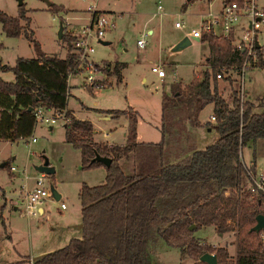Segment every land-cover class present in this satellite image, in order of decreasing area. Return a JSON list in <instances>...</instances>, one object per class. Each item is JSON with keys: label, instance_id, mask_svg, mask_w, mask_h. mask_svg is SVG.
Masks as SVG:
<instances>
[{"label": "trees", "instance_id": "obj_1", "mask_svg": "<svg viewBox=\"0 0 264 264\" xmlns=\"http://www.w3.org/2000/svg\"><path fill=\"white\" fill-rule=\"evenodd\" d=\"M18 7L16 16L0 9L1 29L7 37H18L28 27L23 25L29 22L24 3ZM50 7L63 10L53 3ZM25 34L36 56L17 57L13 65L0 63V70L14 77L12 81L0 77V139L10 142L32 135L37 106L53 113L64 110L68 76L80 73L70 34L61 37L68 47L64 57L47 55L32 32L25 30ZM200 41L209 47L206 68L185 87L171 84L168 92H162L158 142L137 140L138 119L130 109L103 110L127 116L123 145L97 141L91 121L66 113L64 141L80 151L82 169L104 167L105 180L100 185H81V236L34 258L31 264H151L148 245L159 240L178 247L185 257L199 259L208 250L192 235V225L196 229L213 225L219 234L236 230L233 259L226 247L210 250L219 264H264V231L253 229L256 216L264 215V191L257 190L256 197L247 200L251 190H244L243 178H251L255 154L250 168L241 157L249 141L264 139V93L257 103H240L236 83L244 53L233 49L230 38L212 33H204ZM257 66L264 67L262 51ZM124 67L121 62L111 67L105 60L100 70L122 81ZM217 75L231 85L229 96L220 93ZM210 103L218 138L203 149L191 146L172 154L173 148H181L182 131L174 120L179 109L192 127H200L198 115ZM96 152L112 159L109 167L92 160ZM124 158H132L130 174L120 166ZM197 264L206 263L198 260Z\"/></svg>", "mask_w": 264, "mask_h": 264}, {"label": "rangeland", "instance_id": "obj_2", "mask_svg": "<svg viewBox=\"0 0 264 264\" xmlns=\"http://www.w3.org/2000/svg\"><path fill=\"white\" fill-rule=\"evenodd\" d=\"M47 1L64 6L63 10L53 11ZM23 3L29 17V22L23 24L28 26L27 29L24 28L18 37H7L0 24V63L13 65L17 57L36 56L25 30L32 32L34 39L47 55L65 56L68 47L67 42L58 37L60 23L63 25L62 36L63 33L71 35L70 29L87 23L90 10L95 8L113 22V26L106 29L103 39L109 43L93 41L95 51L90 58L95 59L94 69L90 73L82 71L70 77L67 108L74 111L77 118H87L94 128L108 132L105 141L119 145L124 143L123 134L128 120L124 115L110 117L111 115L103 110L130 109V113H135L138 119L137 140L158 142L161 138L162 92H168L171 84L185 87L196 76H201V72H197V75H194V72L206 66L205 58L209 54L206 42L194 40L189 46L178 51H172V47L182 37L187 36L192 28L199 27L202 15L208 10L207 0H23ZM257 3L264 7V0H257ZM158 5L163 8L161 19L152 16ZM18 6V0H0V9L9 16L18 14ZM214 6H217V1ZM181 20H184L185 27H175V22ZM147 29H152L153 33L147 35L145 47L141 49L137 46V40ZM259 42L264 59V31L259 35ZM106 59L113 60L109 61L111 67L114 62H118L115 60L128 63L123 70L122 81H118L115 75L107 77L100 70ZM155 64H160L164 69V78L160 79L151 71ZM87 74H91L95 78L94 82L101 87L91 92L84 86ZM0 76L6 81H12L14 78L11 72L1 70ZM218 79L225 88L224 96H229L231 85L229 86L227 81L223 82L221 78ZM245 88L248 89L249 100L255 101L257 96H262L263 67L256 66L246 74ZM95 108L100 110L99 113L94 111ZM101 115H109L110 118L106 121L100 119ZM60 119L52 125L37 123L33 132L37 140L32 143L28 140L30 136L13 142L0 139V165L7 163L6 167L0 166V250H3L0 251V264H29L27 255L31 253L30 240L34 246L35 242H40L39 238H49L51 235V242L52 238H57L56 232L64 229L63 226L80 221V202L77 195L80 184L85 182L98 185L104 181L100 175V170H104L102 167L81 168L80 153L64 141L66 122ZM174 120L179 122L182 136L181 148H173L172 154L188 151L191 146L194 149H203L218 138L215 126H211L210 131L206 127L211 125L210 123L199 128L192 127L181 109ZM50 126L53 128L50 129ZM97 137L101 139L99 133ZM253 154L255 152L249 145L242 147V161L248 168L252 165ZM44 158L48 159L49 165L55 170L52 175L46 176L45 186L58 192L61 198L59 201L47 199L41 205L44 208L42 214L38 211L39 214L35 216L19 215V211L14 212L9 204L10 198H14V189H18L23 183L25 174L30 177L29 185L34 184L33 178L41 174L36 170V166L40 165ZM125 160H120V166L125 174H130L132 158ZM11 167L14 168L15 185L11 183ZM257 169L264 170L263 157L258 159ZM251 183L250 177H244V190L249 191ZM250 192L248 201L256 197V192ZM61 200L66 204L67 210L60 208ZM17 207L21 210V202ZM190 230L198 244L208 250L206 252L213 253L210 252L211 249L226 247L230 258H234L235 229L219 234L213 225L199 229L192 225ZM148 251L151 264H197L199 260L196 257L183 256L178 247L169 246L163 240L149 244Z\"/></svg>", "mask_w": 264, "mask_h": 264}, {"label": "built area", "instance_id": "obj_3", "mask_svg": "<svg viewBox=\"0 0 264 264\" xmlns=\"http://www.w3.org/2000/svg\"><path fill=\"white\" fill-rule=\"evenodd\" d=\"M216 1L217 6H214ZM207 8V13L202 15L199 27L192 28L187 33V36L191 41H194L195 38H199L200 40L204 33H212L218 37L230 38L233 49L244 53V59L237 74L239 99L240 103H243L246 95V74L256 67L260 61L262 48L259 42V35L264 31V7L260 6L257 0H207ZM163 14L162 6L158 5L152 16L161 19ZM110 20L105 14L94 8L90 10L87 23L81 25L79 28L70 29L73 37V52L76 55L77 67L80 73L82 71L90 73L94 69V62L90 59V56L95 51L93 41L103 42L106 29L109 26H113V22ZM174 25L175 27H185V22L184 20L176 21ZM147 35L144 32L137 40L139 48L145 47ZM151 71L156 73L160 79L165 77L164 69L160 64L153 65ZM71 76H68V83ZM217 77L220 78V75H217ZM85 78L84 84L89 89L101 87L94 82L95 78L91 74H87ZM66 111L65 108L62 111L53 113L42 106H37L33 110L35 125L37 123L52 125L60 118L64 119L67 123L69 119L66 117ZM212 120H214V116H212ZM36 140L35 136H30L31 143ZM13 169L11 167V170ZM46 176L44 173H41L34 179L35 182L32 187H29L26 183L21 186L20 202L23 207L20 210V215L35 216L47 199H55L53 190H49L45 186ZM251 180V191H264V176L257 179L251 176ZM60 208L65 209L66 204L60 202Z\"/></svg>", "mask_w": 264, "mask_h": 264}, {"label": "crops", "instance_id": "obj_4", "mask_svg": "<svg viewBox=\"0 0 264 264\" xmlns=\"http://www.w3.org/2000/svg\"><path fill=\"white\" fill-rule=\"evenodd\" d=\"M64 7V6H63ZM65 9V8H64ZM146 32H147V34L148 35H150V34H152L153 33V31H152V29H147V30H145ZM144 33V32H143ZM178 40V39H177ZM200 41V40H199ZM178 42V41H177ZM109 43V42H108ZM263 53V52H262ZM208 56V55H207ZM64 57V56H63ZM91 59V58H90ZM206 59V58H205ZM16 60V59H15ZM92 61H94L95 62V59H91ZM107 61H113V60H108V59H106ZM115 61H118V62H121V63H125L126 64V67L128 66V63L127 62H125V61H120V60H115ZM263 61H264V59H263ZM3 65H5V64H3ZM161 66V65H160ZM126 67H124L122 70H121V76L123 77V70L126 68ZM204 66H202V68H203ZM201 68V70L199 71H196V72H194V75L197 73V72H201L203 69H205L206 68V66L202 69ZM262 68V67H261ZM264 68V67H263ZM197 75V74H196ZM1 77V76H0ZM195 77V76H194ZM197 77V76H196ZM2 78V77H1ZM193 80V79H192ZM190 82V81H189ZM188 82V83H189ZM223 82H226V81H223ZM187 83V82H186ZM68 85H69V83H68ZM100 88V87H99ZM94 89H96V88H94ZM94 89H89L91 92L94 90ZM218 89H219V91H220V93H222V95L224 96V94H226V92H225V88H223V86L221 85V83L219 82L218 83ZM263 93H264V91H263ZM262 93V94H263ZM69 96H70V87H69ZM260 96V95H259ZM259 96H257L256 98V100L255 101H253V100H249V98H248V89L246 90V95H245V100L246 101H249V102H252V103H257V100H258V98H259ZM225 97V96H224ZM66 112H69L70 114H72L74 117H76L77 118V116H76V114L74 113V111H72V110H70L69 108H67L66 107ZM96 110V112L97 113H99L98 111H100L99 109H94V111ZM108 110V109H107ZM213 110H214V105H213V103H210V104H208V105H206L201 111H200V113H199V115H198V119H199V121L201 122V124L202 125H207L208 123H210L211 125H207L206 127L208 128V130L210 131L211 130V126H215L214 125V120H212V116H213ZM95 112V113H96ZM107 114V113H106ZM111 116L110 117H113V115L112 114H110ZM125 116V118L128 120V118L126 117V115H124ZM109 115L107 116V115H101L100 116V119H103V120H109ZM79 118V117H78ZM79 119H81V120H83L84 118H79ZM61 120V119H60ZM84 120H87V118L86 119H84ZM64 123V122H63ZM92 123V122H91ZM127 123H128V121H127ZM65 124L66 123H64V133H65ZM93 124V123H92ZM36 126V125H35ZM95 126H93V128H94ZM51 128H53V126H51L50 127V129ZM126 128H127V125H126ZM195 128H197V127H195ZM199 128V127H198ZM34 130H35V127H34ZM34 132V131H33ZM96 133V134H95ZM100 134V136H101V139H99L98 137H97V134ZM94 137H95V139L97 140V141H105L104 139H106V138H108V135H109V133L108 132H106V131H102V130H100V129H96V128H94ZM32 135H33V133H32ZM124 135V143H125V139H126V129H125V133L123 134ZM34 136V135H33ZM2 140V139H1ZM29 141H30V139H28ZM7 141V140H6ZM28 141V142H29ZM105 142H107L108 143V141H105ZM140 142V141H139ZM142 142H147V141H142ZM123 143V144H124ZM108 144H110V143H108ZM122 144V145H123ZM119 145V144H118ZM247 145H249L250 147H252V149H253V151L255 152V170L253 171V172H250L251 173V176L253 177V178H260L261 176H264V170H260V169H257V161H258V159L260 158V157H263L264 158V139H257L255 142H252V141H249L248 143H247ZM72 146V145H71ZM79 151V150H78ZM79 153H80V151H79ZM124 160H125V158H124ZM126 161V160H125ZM246 165V164H245ZM131 167H132V163H131ZM247 167V166H246ZM101 168V167H100ZM104 170H100V171H102V172H100V175H101V177L102 178H104L103 180H105V175H106V170H105V168L104 167H102ZM13 171H14V169L13 170H11V168H10V178L11 179H13V180H11V183L13 184V185H15V182H14V179H15V175H14V173H13ZM25 177H27L26 179H25ZM29 179H30V177L28 176V175H24V179L22 180L23 181V183H21L20 184V187H18V189H14V190H16V193H15V195H14V198H10V202H9V204L11 205V207H12V209H13V211L14 212H18L19 211V215H20V210H19V208L17 207L18 206V203L21 201V198H20V190H21V186L24 184V183H26L29 187H32V186H30L29 185V183H28V181H29ZM33 179H35V178H33ZM82 183H85V182H82ZM82 183L80 184V186H79V188H78V193H79V190H80V188H81V185H82ZM103 183H104V181H103ZM102 184V183H101ZM87 185H89V186H95V185H93V184H87ZM98 185H100V184H98ZM3 192V191H2ZM4 193V192H3ZM2 193V194H3ZM56 193H58V192H56ZM78 193H77V195H78ZM59 194V193H58ZM59 196H60V198H61V195L59 194ZM78 199H79V196H78ZM61 202H63L62 200H61ZM79 202H80V200H79ZM6 203H7V200H6V198H5V202H4V205H6ZM62 209V208H61ZM62 210H67V206H66V208L65 209H62ZM44 212V208L43 207H41L40 209H39V213L40 214H42ZM38 213V214H39ZM80 215H81V206H80ZM2 224H5L4 222H2ZM81 226H82V222H81V217H80V221L79 222H77V223H75V224H66L65 226H63L64 227V229L62 230L61 229V231L60 230H58L57 232H56V234H55V236L57 237V238H52L53 240L50 242V237H51V235L49 236V238H46V237H44V238H39V243L38 242H35V244H34V246H33V243H32V240H30V245H31V248H30V254H33V255H30V254H28L27 256V258H29L30 259V263L29 264H31V262H32V260L34 259V258H37L38 256H41V255H43V254H45V253H48V252H51V251H54V250H56V249H58V248H60V247H63L64 245H66L72 238H79L80 236H81ZM9 237H10V234L8 235ZM1 252L3 251V250H0ZM234 253H235V250H234ZM22 261H24V260H22ZM17 262V261H16ZM16 262H14V263H16ZM12 263V262H11Z\"/></svg>", "mask_w": 264, "mask_h": 264}, {"label": "water", "instance_id": "obj_5", "mask_svg": "<svg viewBox=\"0 0 264 264\" xmlns=\"http://www.w3.org/2000/svg\"><path fill=\"white\" fill-rule=\"evenodd\" d=\"M22 3H23V0H18V5H21ZM47 3L48 5L51 4V2L49 1H47ZM62 30H63V25L62 23H60V28L58 31L59 38L62 37ZM195 41H199V38H195ZM102 43L108 44L107 41H103ZM190 44H191V40L189 39V37L184 36L172 47V51L181 50L189 46ZM29 110H32V108L30 107ZM92 160L102 162L105 167H109L112 162V159L110 157L101 156L97 152L95 153V156ZM0 166L3 167L4 163H2ZM36 170L40 173H44L45 175H51L55 172L54 168L49 165L47 158H44L43 162L40 165L36 166ZM53 194L56 200L60 199V196L58 193H56V191L53 190ZM253 229L255 231H264V215L263 214H258L256 216V223L253 226ZM199 261H202L206 264H219L216 253L204 252L199 257Z\"/></svg>", "mask_w": 264, "mask_h": 264}]
</instances>
